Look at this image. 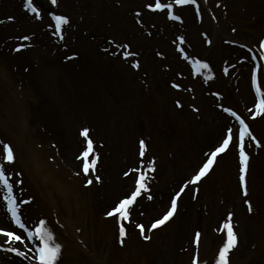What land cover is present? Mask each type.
Instances as JSON below:
<instances>
[{"label":"rangeland","instance_id":"obj_1","mask_svg":"<svg viewBox=\"0 0 264 264\" xmlns=\"http://www.w3.org/2000/svg\"><path fill=\"white\" fill-rule=\"evenodd\" d=\"M31 2L39 18L24 0H0V29L6 30L0 39V146L7 143L14 154L7 164L0 150V165L12 174L25 225L11 223L0 201V221L23 237L17 245L0 241V264L34 262L39 240L28 239L27 232L41 220L61 245L55 264H192L193 255L198 264H214L223 241L218 226L229 212L237 236L229 264H264V114L251 116L253 70L264 91V0L173 4L179 20L169 18L167 9L145 8L149 0ZM49 13L68 18L59 34ZM17 45L24 47L14 51ZM125 51L135 55L125 58ZM195 60L209 68L194 71ZM224 108L243 119L255 138L244 142L247 195L239 188L238 149L230 144L198 183L185 186L174 216L147 231L220 142L225 126L238 129ZM83 128L97 156L87 177L91 184L76 158L85 146ZM68 138L70 148L63 143ZM67 156L74 167L62 160ZM148 160V191L137 197L129 221H121L126 236L119 238L105 212L134 188L130 169L144 170ZM35 174L52 182L44 187ZM4 195L0 185L1 200ZM196 232L201 236L193 244Z\"/></svg>","mask_w":264,"mask_h":264},{"label":"snow or ice","instance_id":"obj_2","mask_svg":"<svg viewBox=\"0 0 264 264\" xmlns=\"http://www.w3.org/2000/svg\"><path fill=\"white\" fill-rule=\"evenodd\" d=\"M50 3L55 5L56 0H50ZM196 3V0H172V3L164 4L161 2V0H149L148 3L144 5L145 8H148L153 11H160L163 9H167V15L172 20H179L180 16L174 15L172 8L173 4L175 5H194ZM24 7L29 9L30 12L36 13V17H40V12L36 7L32 6L31 0H24ZM49 15H52L49 13ZM199 16V13H197V17ZM53 20L55 22V30L56 33L59 34L61 31V26L68 23V18L63 15H53ZM9 20L12 19V17L8 18ZM21 39L27 40L29 37L24 36L21 37ZM182 39V38H178ZM23 45H17L16 49L14 51H19ZM125 48H127V45H124ZM260 48H261V55L260 59L264 60V39L260 41ZM182 51V49H181ZM125 58L135 55V53H130L125 51L123 53ZM159 55V53H157ZM184 59L187 60L189 57L187 55H184ZM255 59V58H253ZM132 68H137L138 63L133 62L131 64ZM209 68V65L205 62H202L200 60H195L193 62V69L194 71H199L200 69L207 70ZM252 86L255 88L256 91V99L255 103L253 105L254 110H251V116L254 118L258 115L264 114V91L261 90V87L257 84V76L255 70H253L252 73ZM173 87H179V85H173ZM224 112L230 113L232 117H234L239 122L238 129H234L230 126H225L224 133L222 135V138L220 142L211 150L209 154L206 155V158L203 160V162L199 165L198 169L195 170V173L191 176L190 180H186L182 185H180L179 190L175 192L174 195L170 197V204L167 207L166 211L161 215L158 219H154L150 226L148 227L147 231H152L153 229L158 228L161 225H164L166 222L170 220L175 214V211L177 209V201L178 198L181 196V194L185 190V186L188 185H195L198 183L212 168L215 158L218 156V154L225 152L230 144L234 145L238 149V158H239V188L242 191V193L246 196V167H247V161L249 159L247 152L244 148V142L246 137H252V133L249 130L248 125L245 123L243 119H241L235 112H233L229 108H224ZM79 135L84 138V149L79 153V155L76 157L77 160L81 161L80 165V171L83 173V175L86 177L85 184H91L93 181L91 179H88L90 172L95 171V165L97 163V156L93 149V142L89 138V130L87 128L81 129ZM253 140L255 139L252 137ZM0 150H2V159L7 164H11L14 161V154L12 148L7 144L3 143L2 146H0ZM145 142L143 140L139 141V152L138 155L140 157H143L145 155ZM141 164H143V161H141ZM153 170V161L148 160L146 164V168L144 170L141 169V167H136L134 169H130L131 172L135 173L134 176V188L130 191L129 194H126L123 198H120L113 207H111L109 210L105 212L106 216L113 217L117 227H118V235L119 238H123L126 236V229L123 223L121 221H129V213L134 205V203L137 200V197H140L142 193H146L148 191L147 185L145 181L148 179L147 172H150ZM11 173L5 172V168L3 165H0V185L3 186L5 195L3 197L4 201L6 202V208L7 213L10 216L11 223L17 225L19 229H24L25 225L23 222H21V217L18 211L19 205L16 202V198L13 195V185L9 182V178L11 177ZM19 175V174H17ZM125 176L128 175L127 172L124 173ZM99 177H95V181L99 182ZM15 183L19 184L20 181L17 180ZM151 199V197H148ZM21 203H26V201H21ZM245 205H249V201L247 199L244 200ZM251 207L249 205L248 211L251 212ZM232 213H228L226 219L220 223L218 226V231L222 232L223 234V241L221 245L219 246L215 258H214V264H229L228 261V255L230 251L236 246L237 244V236L234 231V226L231 222ZM45 221L41 220L39 224L35 227L33 231L27 232L28 239H32L33 236H35L39 240V247L36 248V255L35 259L39 262V264H55L57 261V258L60 254L61 245L58 243H55L52 239V233L44 227ZM135 227L140 230V235L145 239H149L147 235H145V228L140 225L136 224ZM0 235L6 238V242H15V241H21L23 242L22 235H18L13 231H6L4 229H0ZM201 234L200 232H196L193 236L192 243L198 244L199 238ZM122 242V239H121ZM12 252H17V248L12 247L9 249ZM20 255H23V253H18ZM192 264H198V259L196 255H193L192 257Z\"/></svg>","mask_w":264,"mask_h":264},{"label":"bare ground","instance_id":"obj_3","mask_svg":"<svg viewBox=\"0 0 264 264\" xmlns=\"http://www.w3.org/2000/svg\"><path fill=\"white\" fill-rule=\"evenodd\" d=\"M1 27V26H0ZM3 33H6V30H5V28L4 29H0V39H4V34ZM1 43L2 42H0V50L2 51L3 50V46L1 45ZM93 93H95V92H93ZM95 95H98V93H96ZM100 99H98L97 100V102L95 103V104H97V115L99 114V112H98V110H99V108H100V106L102 105V103L99 101ZM94 104V105H95ZM101 108H103V107H101ZM100 120V119H99ZM100 123V122H99ZM65 145V147L67 146V148H70L72 145L74 146V144H73V142H72V140H71V138H68V139H66L65 140V142H63ZM66 160H64L63 158H62V160L63 161H65V164L66 165H68V166H70V167H74L75 165H76V163H75V161H74V159L72 158V156H67V157H64ZM35 176H39L38 174H35ZM40 177V176H39ZM40 179H41V182L43 183V186L44 187H47V185H50V183L52 182L49 178H45V177H40ZM15 194V189H14V192H13V195ZM3 200V199H2ZM1 199H0V201L1 202H4V200L2 201ZM4 205H5V203H4ZM6 207V206H5ZM4 224H6V223H4ZM1 221H0V229H4V230H8L9 229V227H8V225H4ZM8 231H11V230H8ZM0 241H4V242H6V238L5 237H3L2 235H0ZM9 245H17V244H19V243H21V242H19V241H15V242H11V241H9V242H7ZM21 246H22V244H21ZM29 262H31V260H29Z\"/></svg>","mask_w":264,"mask_h":264}]
</instances>
